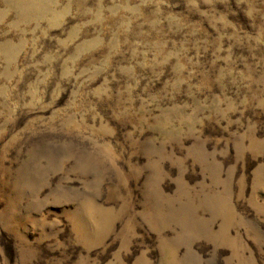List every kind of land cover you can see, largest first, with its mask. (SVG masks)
<instances>
[{"label": "rangeland", "instance_id": "rangeland-1", "mask_svg": "<svg viewBox=\"0 0 264 264\" xmlns=\"http://www.w3.org/2000/svg\"><path fill=\"white\" fill-rule=\"evenodd\" d=\"M0 264H264V0H0Z\"/></svg>", "mask_w": 264, "mask_h": 264}]
</instances>
